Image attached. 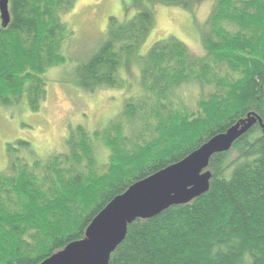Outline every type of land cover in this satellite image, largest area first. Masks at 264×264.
I'll return each mask as SVG.
<instances>
[{
  "label": "trees",
  "instance_id": "16d2710c",
  "mask_svg": "<svg viewBox=\"0 0 264 264\" xmlns=\"http://www.w3.org/2000/svg\"><path fill=\"white\" fill-rule=\"evenodd\" d=\"M74 1L8 0L9 24L0 20V108L39 112L46 72L66 62L61 51L74 33L60 14ZM205 24L202 56L173 37L155 42L141 58L137 94L125 98L119 115L94 130L70 128L64 150L29 164L17 159L0 173V264L42 263L82 240L133 184L249 115L264 126V0H215ZM150 26L146 11L128 22L110 18L98 46L76 64L74 86L90 94L122 87L119 69ZM207 171L206 194L134 221L108 264H264L262 128L213 155Z\"/></svg>",
  "mask_w": 264,
  "mask_h": 264
},
{
  "label": "rangeland",
  "instance_id": "374dc122",
  "mask_svg": "<svg viewBox=\"0 0 264 264\" xmlns=\"http://www.w3.org/2000/svg\"><path fill=\"white\" fill-rule=\"evenodd\" d=\"M199 1L183 8L151 0H75L70 9L60 14L74 33L61 51L66 62L46 72V97L39 112L31 113L23 104L0 108V173H8L17 159L29 164L34 159L42 160L64 150L70 128L84 126L94 130L119 115L125 98L137 94L141 58L155 42L173 37L192 55L202 56L200 36L206 30L205 23L215 0ZM145 11L150 14L151 26L144 42L129 53L130 60L119 69L124 85L92 94L77 89L73 84V70L98 46L109 19L128 22ZM184 94L189 98L192 92Z\"/></svg>",
  "mask_w": 264,
  "mask_h": 264
},
{
  "label": "water",
  "instance_id": "95a60500",
  "mask_svg": "<svg viewBox=\"0 0 264 264\" xmlns=\"http://www.w3.org/2000/svg\"><path fill=\"white\" fill-rule=\"evenodd\" d=\"M0 20L3 28L9 24L8 0H0ZM255 125L264 132L260 118L249 115L179 163L133 184L92 220L82 240L67 245L40 264H108L134 221L149 220L206 194L211 179L207 168L212 156L228 152Z\"/></svg>",
  "mask_w": 264,
  "mask_h": 264
}]
</instances>
